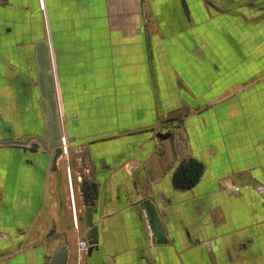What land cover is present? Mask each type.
I'll return each instance as SVG.
<instances>
[{
  "label": "crops",
  "instance_id": "crops-1",
  "mask_svg": "<svg viewBox=\"0 0 264 264\" xmlns=\"http://www.w3.org/2000/svg\"><path fill=\"white\" fill-rule=\"evenodd\" d=\"M41 41L61 135L98 184L84 254L86 211L81 236L45 182L49 151L8 143L45 138ZM188 164L198 176L174 185ZM59 244L66 264H264V0L0 1V264H48Z\"/></svg>",
  "mask_w": 264,
  "mask_h": 264
},
{
  "label": "water",
  "instance_id": "water-1",
  "mask_svg": "<svg viewBox=\"0 0 264 264\" xmlns=\"http://www.w3.org/2000/svg\"><path fill=\"white\" fill-rule=\"evenodd\" d=\"M36 69L37 81L41 92L40 106L44 117L45 138H35L36 141L30 143L26 140H11L8 143L12 144L13 147L21 148L32 153L37 152L39 148H42L44 151H49L50 166L45 176V182L47 183L49 172L57 168L56 160L60 154L59 147L61 146V126L50 55L44 41L36 44ZM157 136L166 139L170 134L157 133ZM198 172L199 168L194 164L182 165L173 184L178 187H189L198 176ZM81 194L85 205L86 224L89 227L87 239L90 245L88 252H90L98 243V228L92 221L93 214L96 211L95 206L99 198L98 184L83 179L81 183ZM143 205L149 216L156 242L159 244L167 243L168 239L165 235L157 208L149 199L144 200ZM67 259L68 250L66 246L59 244L53 249L48 264H66Z\"/></svg>",
  "mask_w": 264,
  "mask_h": 264
},
{
  "label": "rangeland",
  "instance_id": "rangeland-1",
  "mask_svg": "<svg viewBox=\"0 0 264 264\" xmlns=\"http://www.w3.org/2000/svg\"><path fill=\"white\" fill-rule=\"evenodd\" d=\"M70 116L66 114L63 117L65 120H68ZM164 124L166 126L161 128L162 131L168 127V124ZM62 136L65 139V149L61 146L59 147L58 165L56 170L52 172L54 173V178L51 193L52 198L58 202V206L67 215L68 221L75 232L81 234L85 229V205L83 204L80 187L82 179L89 176L91 169L88 161L79 160V157L84 156V149H75L68 135L63 133ZM78 251L84 254L79 247Z\"/></svg>",
  "mask_w": 264,
  "mask_h": 264
},
{
  "label": "built area",
  "instance_id": "built-area-1",
  "mask_svg": "<svg viewBox=\"0 0 264 264\" xmlns=\"http://www.w3.org/2000/svg\"><path fill=\"white\" fill-rule=\"evenodd\" d=\"M61 147H63L65 149V139L63 136H61ZM229 188L233 192H238V190H239V187L235 184H230ZM77 245H78L79 249L82 250L83 253H87L89 250V247H90L88 240L84 239V238L81 240H78Z\"/></svg>",
  "mask_w": 264,
  "mask_h": 264
},
{
  "label": "flooded vegetation",
  "instance_id": "flooded-vegetation-1",
  "mask_svg": "<svg viewBox=\"0 0 264 264\" xmlns=\"http://www.w3.org/2000/svg\"><path fill=\"white\" fill-rule=\"evenodd\" d=\"M51 172V171H50ZM49 180V179H48Z\"/></svg>",
  "mask_w": 264,
  "mask_h": 264
},
{
  "label": "trees",
  "instance_id": "trees-1",
  "mask_svg": "<svg viewBox=\"0 0 264 264\" xmlns=\"http://www.w3.org/2000/svg\"><path fill=\"white\" fill-rule=\"evenodd\" d=\"M164 128V127H163Z\"/></svg>",
  "mask_w": 264,
  "mask_h": 264
}]
</instances>
